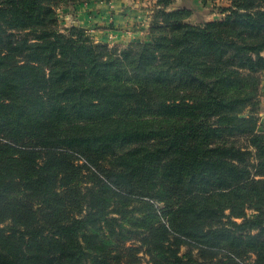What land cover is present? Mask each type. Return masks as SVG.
I'll return each mask as SVG.
<instances>
[{"label":"trees","instance_id":"trees-1","mask_svg":"<svg viewBox=\"0 0 264 264\" xmlns=\"http://www.w3.org/2000/svg\"><path fill=\"white\" fill-rule=\"evenodd\" d=\"M88 1L0 0V264H264V0L122 47Z\"/></svg>","mask_w":264,"mask_h":264},{"label":"crops","instance_id":"crops-1","mask_svg":"<svg viewBox=\"0 0 264 264\" xmlns=\"http://www.w3.org/2000/svg\"><path fill=\"white\" fill-rule=\"evenodd\" d=\"M137 1L138 0H91L65 6L68 8H66V10L69 11L67 13H62L65 14V16L63 17L64 22L62 21L61 23L64 24L65 27H68V23L65 22L68 21L69 15L72 17V13L75 10L77 17L74 22L88 29L87 31L93 36L96 35L97 37H101V41H105L107 40L108 33L112 31L115 34L117 43L126 44L131 42L137 35V33L133 32V23H138L146 19L149 20L151 17V13L145 10L144 17L141 16L140 18L141 9L137 7Z\"/></svg>","mask_w":264,"mask_h":264},{"label":"rangeland","instance_id":"rangeland-1","mask_svg":"<svg viewBox=\"0 0 264 264\" xmlns=\"http://www.w3.org/2000/svg\"><path fill=\"white\" fill-rule=\"evenodd\" d=\"M106 1H109V0H106ZM136 5H137V7H139L141 9V12H142L141 13L139 11L140 12V18H141V16L144 17V15H145L144 11L145 10L148 11V13H151V17L149 20L146 19L144 21H139L138 23H133V26H134L133 32L137 33V35L135 36V38L132 39V41H135V39L143 38V36L147 33L148 27L151 24V19L153 17V14L155 13V8L158 7L157 0H138L136 2ZM181 6L190 7L192 9V14L188 17L187 21L195 24V23L206 21V20L210 21V20L224 19L226 17V15H228L230 12L229 10L224 9V7H226V8L230 7L231 1L230 0H215V1L206 2L205 4H203L198 0H174L169 7L170 8H176V7H181ZM66 8L67 7H65V5H62V6H59L56 8V13H57V16H58L59 21H60V23H59L60 28L63 31H67L68 27L72 24L77 25V23L74 22V20L77 17L75 10L72 13V17H71V15H69L70 17H68V21L65 22V23H68V27H65L64 24L61 23L62 21L64 22L63 17L65 16V14H62V13H67L69 11V10H66ZM87 30L88 29H86V31ZM87 32L92 36V38L95 42H98V43L99 42H103V43L105 42V41H101V37H97L96 35L93 36L89 31H87ZM110 34H112V37L110 38L111 41L108 43L109 46L118 45L119 47H122V46L130 43V42H128L126 44L117 43V41L115 40V34L112 31L110 32ZM97 39H99V40H97ZM263 54H264V52H263ZM261 76H262L261 77L262 82H261V90H260V104H259V109H258V113H257L258 114V117H257L258 129L264 128V71L261 73ZM240 140L242 142H244L243 138H240ZM248 212L250 213L251 211L248 210ZM185 249H186V246H182L181 251L183 252ZM138 256L140 257L139 264H147L148 256L146 254L139 252Z\"/></svg>","mask_w":264,"mask_h":264},{"label":"built area","instance_id":"built-area-1","mask_svg":"<svg viewBox=\"0 0 264 264\" xmlns=\"http://www.w3.org/2000/svg\"><path fill=\"white\" fill-rule=\"evenodd\" d=\"M111 37H112V34L108 33L107 40H105V42L109 43V42L111 41V39H110ZM113 40H114V39H113ZM113 40H112V41H113ZM259 130H261V131L264 132V128H263V129L260 128Z\"/></svg>","mask_w":264,"mask_h":264}]
</instances>
